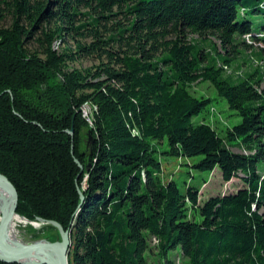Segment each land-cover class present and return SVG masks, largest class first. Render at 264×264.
<instances>
[{"label": "trees", "instance_id": "obj_1", "mask_svg": "<svg viewBox=\"0 0 264 264\" xmlns=\"http://www.w3.org/2000/svg\"><path fill=\"white\" fill-rule=\"evenodd\" d=\"M250 14L264 0H0V173L18 215L69 230L68 264H264V49L257 66L226 71L252 47L245 35L264 41ZM65 34L92 40L56 51ZM92 55L106 62L68 67ZM198 83L240 121L206 120L212 98L192 92ZM162 154L200 156L187 165L240 182L200 204L207 180L182 191ZM27 227L31 240L60 239L51 224Z\"/></svg>", "mask_w": 264, "mask_h": 264}, {"label": "rangeland", "instance_id": "obj_2", "mask_svg": "<svg viewBox=\"0 0 264 264\" xmlns=\"http://www.w3.org/2000/svg\"><path fill=\"white\" fill-rule=\"evenodd\" d=\"M83 11V10H82ZM248 18L251 19L252 21V29L253 31H257L262 25H264V14H250L248 15ZM114 21H120L122 23H125V17L123 14L116 15L114 18ZM112 23L109 22L108 26H111ZM54 24L53 22L47 23L44 25L45 29L53 28ZM36 38H41L42 39V34L40 30H37L35 34ZM190 37L192 38H197L199 39V36L197 34H190ZM212 41L216 42L217 44L218 41H216L215 38L209 36ZM247 43H251L252 47L248 48L244 55L237 58L235 62H233L228 69H226L227 72H242L249 70L251 68L250 63H253V66H257L256 62H260L261 60H258L253 57L254 52H259L260 49H264V41H256L252 42L251 39L247 36L244 38ZM76 40H80L81 42H86L89 43L92 39L91 38H86V39H78L77 36L75 38H71L70 35H64L63 40H57L53 43L54 49L56 51H61L64 48H71L72 50H75V45H76ZM44 44V43H42ZM35 39L31 40L28 43V48L30 51L38 50L41 51L42 47ZM257 60V61H256ZM101 61L106 62V59L104 56L97 58L96 55L92 56H83L79 58L76 61L69 62L68 67L69 68H78L80 70H85L88 68H94L97 66V64ZM262 64V63H260ZM261 67V66H260ZM264 86V84H262ZM192 92L196 96L200 95H205V96H210L212 98L211 103H210V115L206 117V120H210L209 122L214 125L217 129L219 128H224L225 126H232L240 121V118L234 114V111H232L225 99H222L218 97L216 90L214 87L209 86L207 83H198V84H193L191 88ZM82 114L84 117H86L90 121V116H91V107L88 104H84L81 108ZM202 118V114L199 116L195 117V121H199ZM163 147V146H161ZM234 151H238L237 148H232ZM240 151V150H239ZM160 155V154H159ZM163 157V169L165 175H169L170 178H172L180 187L182 191L185 190V182H191L193 185H199L202 183V179H206V183H204L201 188H200V194H199V203L202 204L205 199H207L211 195H216V194H222V193H227V192H232L233 190L236 189L237 185L240 182V179L237 177L232 178L230 181L225 182L221 179L219 170L216 168L212 173L208 174L205 171H197L191 166L187 165L190 163H194L198 161L200 156H195V157H180L176 158L173 156H167V159H164V154L161 155ZM165 165V166H164ZM190 171L192 174V177L189 176L187 173ZM258 171L263 172L264 171V162H259L258 163ZM238 176H241V173H239ZM20 216V215H19ZM22 217V216H20ZM24 218V217H23ZM26 221H30L25 218ZM196 220H200V216H196ZM38 222H43L45 221L43 219H38ZM22 225V226H21ZM27 223H21L16 226V240H19L21 242H30L33 241L31 240V236L28 233V225ZM40 226V224H39ZM34 226L33 228L37 229L39 228ZM179 248L177 249H170L166 255V257L161 256L162 262L165 261L166 259L173 260L178 256ZM149 262L152 264H157L159 262V258L157 256H152L151 259H148ZM176 264H180L178 261Z\"/></svg>", "mask_w": 264, "mask_h": 264}, {"label": "water", "instance_id": "obj_3", "mask_svg": "<svg viewBox=\"0 0 264 264\" xmlns=\"http://www.w3.org/2000/svg\"><path fill=\"white\" fill-rule=\"evenodd\" d=\"M69 133L72 134L73 130L71 129ZM0 182L6 185L11 195V204L0 217V261L5 263L51 264L48 261L37 259V251H48L58 256V264H68L67 253L70 246V232L68 229L64 230L56 221L49 220L46 223L58 229L60 234L59 240L36 239L31 242H21L19 240L9 241L6 239V226L14 215H18L16 213L18 193L12 182L2 173H0ZM79 194L80 198L83 199L80 190Z\"/></svg>", "mask_w": 264, "mask_h": 264}, {"label": "bare ground", "instance_id": "obj_4", "mask_svg": "<svg viewBox=\"0 0 264 264\" xmlns=\"http://www.w3.org/2000/svg\"><path fill=\"white\" fill-rule=\"evenodd\" d=\"M250 38V34H247L244 36V38L246 37ZM11 204V195H10V191L6 188V185L3 182H0V217L1 214L3 212H6L7 209L9 208ZM21 223H27V225H31L32 227L36 226L38 227L39 224V228L44 225L43 222H38V223H28L25 218L20 217L19 215H14L11 219V221L8 223V225L6 226V232H5V237L6 239H8L9 241L11 240H16V226L18 224ZM26 225V226H27ZM22 226V225H21ZM31 242V241H30ZM37 259H41V260H45L50 262L51 264H58V256L52 252H48V251H37Z\"/></svg>", "mask_w": 264, "mask_h": 264}, {"label": "built area", "instance_id": "obj_5", "mask_svg": "<svg viewBox=\"0 0 264 264\" xmlns=\"http://www.w3.org/2000/svg\"><path fill=\"white\" fill-rule=\"evenodd\" d=\"M85 118H86V117H85ZM86 119H87V118H86ZM87 120H88V119H87ZM88 121H89V120H88ZM89 122H90V121H89ZM27 222H28L29 224H30V223L33 224L34 222H35V223H38V222H36V221H27ZM44 224H47V223L45 222Z\"/></svg>", "mask_w": 264, "mask_h": 264}]
</instances>
